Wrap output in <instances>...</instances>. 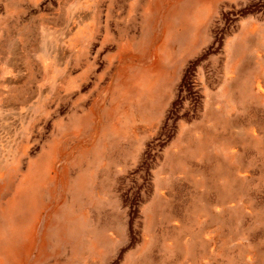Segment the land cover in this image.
I'll return each mask as SVG.
<instances>
[{"label": "rangeland", "instance_id": "rangeland-1", "mask_svg": "<svg viewBox=\"0 0 264 264\" xmlns=\"http://www.w3.org/2000/svg\"><path fill=\"white\" fill-rule=\"evenodd\" d=\"M0 264H264V0H0Z\"/></svg>", "mask_w": 264, "mask_h": 264}, {"label": "bare ground", "instance_id": "bare-ground-1", "mask_svg": "<svg viewBox=\"0 0 264 264\" xmlns=\"http://www.w3.org/2000/svg\"><path fill=\"white\" fill-rule=\"evenodd\" d=\"M186 11H177L176 15L179 16V19H180V25H181V29L182 30H186L188 28V24H187V21L186 19L184 18V15H185ZM43 172V171H42ZM86 180H84V178H82L79 182H78V186L79 188H83L84 187V183H85ZM40 189H41V185L40 183H37L36 185H33L32 187H29L28 190L30 191V195H28L26 197V200L24 201L23 199H21V204L24 206L26 205L27 208L31 207L34 203H35V200L37 198V196L40 195ZM66 227V226H64ZM30 232H33V228L30 227Z\"/></svg>", "mask_w": 264, "mask_h": 264}]
</instances>
